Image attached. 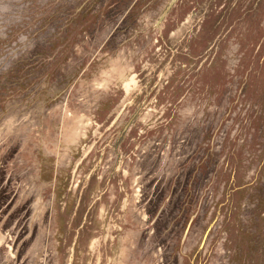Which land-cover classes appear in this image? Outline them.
Here are the masks:
<instances>
[{"label":"rangeland","instance_id":"rangeland-1","mask_svg":"<svg viewBox=\"0 0 264 264\" xmlns=\"http://www.w3.org/2000/svg\"><path fill=\"white\" fill-rule=\"evenodd\" d=\"M0 264H264V0H0Z\"/></svg>","mask_w":264,"mask_h":264}]
</instances>
